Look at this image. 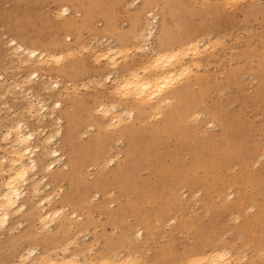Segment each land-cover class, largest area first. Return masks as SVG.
Masks as SVG:
<instances>
[{"label":"rangeland","instance_id":"374dc122","mask_svg":"<svg viewBox=\"0 0 264 264\" xmlns=\"http://www.w3.org/2000/svg\"><path fill=\"white\" fill-rule=\"evenodd\" d=\"M148 22L157 51L196 41L207 50L203 58L186 59L191 73L145 105L123 91L124 99L118 96L105 76L145 66L151 54L135 47ZM12 40L58 59L41 67L20 63L25 57ZM117 46L133 49L116 55L117 69L96 57ZM69 51L74 55L61 60ZM186 84L184 97L165 104L167 93ZM113 103L123 114L118 125L113 114L97 112ZM0 111L1 135L17 123L35 132L39 164L25 186L26 208L0 229V264H17L32 249L85 263L139 256L124 264H190L203 256L196 264H211L207 253L224 251L229 259L218 264H264V0H0ZM1 135L0 164L9 151ZM53 149L62 155L58 162ZM50 162L54 168L47 170ZM6 177L0 174V182ZM39 181L41 196L34 194ZM46 195L53 198L48 210L65 212L47 221L49 230L41 228L36 207Z\"/></svg>","mask_w":264,"mask_h":264},{"label":"bare ground","instance_id":"6f19581e","mask_svg":"<svg viewBox=\"0 0 264 264\" xmlns=\"http://www.w3.org/2000/svg\"><path fill=\"white\" fill-rule=\"evenodd\" d=\"M228 1H230V0H228ZM231 1H233V0H231ZM242 1V0H241ZM235 2V1H234ZM237 2V1H236ZM236 2H235V4H236ZM229 3V2H228ZM238 3V2H237ZM131 4V3H130ZM227 4V3H226ZM234 4V5H235ZM127 8V7H126ZM62 9V8H61ZM63 10V14H65V15H67L68 14V12H69V9L68 8H64V9H62ZM59 13V12H58ZM63 14H61V15H63ZM153 18V17H152ZM152 20H154V19H152ZM154 27L155 26H151L150 24H149V22H148V25H147V28L146 29H144L142 32H141V34H140V36H138L139 38H140V40L143 42V44H139V45H141V46H139L138 48H136L135 47V50L136 51H139V52H141V53H145L146 55L147 54H151L150 55V57L148 58V61H146L147 63L145 64V66L144 65H141V66H143V68L141 67V70H129V71H127V69H123V71L122 72H120V71H116L115 70V73H110V74H108L107 76H105V81H110L111 83H113L114 82V84H112L113 86L115 85V87H114V89H115V92L118 94V96H120V95H122L120 92H122L123 91V94H125L124 96H125V99H126V97L129 99L130 97L132 98L133 97V99H136V100H138L139 102H140V104H147L148 102H153V100H155V99H157V98H159V96L161 95V94H163L168 88H172V85L173 84H175L174 82L175 81H177L178 79H182L183 77H186V76H188L189 75V73H191L190 71L192 70V68H191V66L189 65V63H187L186 62V59H188L189 60V58L190 59H195V58H197L198 59V57H200L201 56V54H202V51H204V53H205V50H207V49H205L206 47H207V45L205 46L204 45V47H203V49L202 48H200V44L196 41V42H190V43H188L186 46L184 45V47L182 46V48H179L178 50H173V51H171V52H166V51H163V52H160V51H157L155 48H154V46L152 45V42H151V40L153 39V36H154V33H155V30H154ZM221 35V34H220ZM165 36V35H164ZM96 38V37H95ZM108 40V39H107ZM201 40V39H200ZM199 40V41H200ZM219 41V40H218ZM217 41V39H216V42H218ZM10 42V41H9ZM141 42V43H142ZM209 42V41H208ZM215 41L213 40L212 41V44H211V42H209L211 45H214L213 43H214ZM12 43H13V47L12 48H14V50L21 56L22 55V57L24 56L25 57V59H23V62H20V63H24V62H31V63H35L34 65H37L38 66V64L40 65V67H41V65H43L44 64V62H47L48 61V63H49V60L51 61V59H53V58H56V57H58V55L55 57V56H51V55H48L47 53H45V52H43V51H40V50H38V49H30V48H26V47H24V45H21V44H19V43H17L15 40H12V42H11V45H12ZM209 43H208V45H209ZM221 43V42H220ZM98 44V43H97ZM222 44V43H221ZM120 46V45H119ZM203 46V45H202ZM217 46V45H216ZM221 46V45H220ZM83 47V46H82ZM107 47V46H106ZM181 47V46H180ZM210 48H212V46H209ZM208 47V49H210ZM215 46H213V48H214ZM85 48V47H84ZM92 48V47H91ZM132 48H133V46H132ZM212 48V49H213ZM88 49H90V46H89V48ZM127 49V48H126ZM125 49V47L124 48H122L121 50H120V48H118V46L117 47H108L107 48V51L105 52V53H101V52H98L99 54L101 53V55H96V57L98 56L99 57V59L98 58H96V59H98V60H100V58H102L103 60H106L107 62L109 61L110 62V64H112V67L113 68H115V69H117V62L121 59H118V57L116 58V55H120V54H123V52H122V50L124 51V52H130L131 50H133V49H131V48H129L128 47V50H126ZM130 49V50H129ZM202 49V50H201ZM215 49H216V47H215ZM87 50V49H86ZM85 50V51H86ZM91 50V49H90ZM101 50V49H100ZM134 50V52H136ZM211 50V49H210ZM81 51H83V50H81ZM105 51V50H104ZM72 51H69V52H67V53H64L65 54V56L63 55V53H62V55L60 54L59 56H62V58L60 57V59L62 60V59H64L63 57H66V56H68V55H66V54H68L69 53V55H72L75 51H73L72 53H71ZM78 52V51H77ZM94 52H96V51H94ZM136 53H138V52H136ZM135 53V54H136ZM51 54V53H50ZM75 54H78V53H75ZM96 54V53H95ZM127 54H131V53H127ZM19 55H17L16 57H18ZM74 55V54H73ZM79 55H80V53H79ZM124 55V54H123ZM122 55V56H123ZM137 55V54H136ZM128 56H130V55H128ZM149 56V55H148ZM119 57H121V56H119ZM125 57H126V55H125ZM140 57V56H139ZM20 58V57H19ZM116 58V60H114ZM123 59H125L124 57H122ZM128 58V57H127ZM130 58V57H129ZM144 58V57H143ZM200 58H203V57H200ZM57 59L58 58H56V61H57ZM59 59V61H61ZM94 59V58H93ZM118 59V60H117ZM54 60V59H53ZM122 60V59H121ZM126 60V59H125ZM147 60V59H146ZM102 61V60H101ZM142 61V60H141ZM195 60H193L191 63H193ZM97 62H99V61H97ZM120 62V61H119ZM196 62V64H194L193 63V67H194V65H196L195 66V69L197 68V65H199L200 63H197V61H195ZM42 63V64H41ZM53 63V62H52ZM145 62H143V64H144ZM45 64H47V63H45ZM48 65V64H47ZM20 66V65H19ZM34 67V66H33ZM138 69V68H137ZM139 69H140V66H139ZM191 69V70H190ZM196 73V72H195ZM185 74H188V75H185ZM106 75V74H105ZM30 76H32L33 77V75H30ZM34 76H35V73H34ZM32 77H29V78H32ZM28 78V79H29ZM36 78V77H35ZM34 78V79H35ZM178 78V79H177ZM94 79V78H93ZM92 79V80H93ZM177 79V80H176ZM24 80V79H23ZM102 80V79H101ZM183 80V79H182ZM194 80H197V78H195ZM4 81H5V79H4ZM3 81V82H4ZM95 81V80H94ZM94 81L92 82V84L94 83ZM113 81V82H112ZM180 81V80H179ZM186 81V80H185ZM198 81V80H197ZM202 81V80H201ZM26 82H28L27 80H26ZM54 82V81H53ZM56 82V81H55ZM54 82V83H55ZM86 82V81H85ZM88 82V81H87ZM199 82V81H198ZM13 83H15V82H13ZM84 83V82H83ZM97 83H99L98 81H97ZM96 83V84H97ZM101 83V82H100ZM183 83H184V81H183ZM193 83H195V81L193 82ZM18 84V83H17ZM16 84V85H17ZM21 84H22V82H21ZM49 84H50V82H49ZM68 84H70V83H68ZM89 85V83H86V85ZM91 84V83H90ZM189 84H191V83H189ZM189 84H186L184 87H179V86H176V85H174V86H176L175 88H177V89H175V90H172V92H169V93H167L168 94V96H166L163 100H165L166 101V103L165 104H169V105H171L170 104V101L172 102V100H171V98L172 97H177V96H182L183 94H184V92L186 91V89L189 87ZM15 85V86H16ZM51 85V84H50ZM57 85V84H56ZM60 85V84H59ZM62 85V84H61ZM71 85V84H70ZM80 85H82V84H80ZM95 85V84H94ZM94 85H92V86H94ZM182 85H184V84H182ZM11 86H12V84H11ZM15 86H14V89H15ZM19 86H21V85H19ZM19 86H17L16 88H19ZM69 86V85H68ZM74 86V85H73ZM85 86V85H84ZM22 87V86H21ZM46 87V86H45ZM52 87H53V85H52ZM66 87V86H65ZM75 87V86H74ZM77 87V86H76ZM75 87V88H76ZM80 87V86H79ZM87 87V86H86ZM10 88V87H9ZM9 88H7V89H9ZM48 88V87H47ZM54 88V87H53ZM72 88V87H71ZM67 89V88H66ZM113 89V90H114ZM19 90V89H18ZM20 90H21V88H20ZM28 90V89H27ZM190 90V89H189ZM17 91V90H16ZM67 91H69V90H67ZM168 91H170V90H168ZM191 91V90H190ZM8 92V91H7ZM9 92H11V91H9ZM114 91H113V94L115 93ZM126 92V93H125ZM167 92V91H166ZM65 93H66V91H65ZM115 93V94H116ZM31 94V93H30ZM64 94V93H63ZM68 94V93H67ZM112 94V95H113ZM117 94L114 96V97H116L117 96ZM127 94V95H126ZM4 95V94H3ZM58 95V94H57ZM59 95H61V94H59ZM192 95V94H191ZM31 96V95H30ZM29 96V97H30ZM123 96V95H122ZM122 96H120V97H122ZM124 96H123V99H124ZM60 97V96H59ZM183 97H184V95H183ZM30 98H33L32 96L30 97ZM119 98V97H118ZM190 98V97H189ZM37 99H39V98H37ZM127 99V100H128ZM173 99H175V98H173ZM187 100V99H186ZM192 100V99H191ZM40 101V100H39ZM42 101V100H41ZM156 101V100H155ZM192 101H194V100H192ZM198 101V100H197ZM200 101V100H199ZM199 101H198V103H199ZM29 102V101H28ZM137 102V101H136ZM187 102H189L188 100H187ZM41 103V102H40ZM39 103V104H40ZM43 103V102H42ZM164 103V102H163ZM201 103V102H200ZM29 104H31V105H28V106H31L32 108H33V104H32V102L30 103L29 102ZM35 104H37V103H35ZM39 104H37L36 106H38ZM57 104H59V103H56V105ZM151 104V103H150ZM197 103H195V105H196ZM62 105V104H61ZM110 105V104H109ZM119 105V104H118ZM117 105V103L116 104H114L113 103V105L111 104L110 106H106V105H101L100 106V112L99 111H97L99 114H101V115H104L103 117H107V116H109L108 114H113L112 116H113V118L111 119V121L112 120H114V122L113 123H115V125L117 124H120L121 122H122V116H123V114H122V112L121 113H119L120 111H119V109H120V107ZM194 105V104H193ZM198 105V104H197ZM200 105V104H199ZM203 105V104H202ZM41 107L40 108H42L41 110L42 111H46L45 109V105L44 104H41L40 105ZM142 106H144V105H142ZM148 107L150 106V105H147ZM157 106H159V105H157ZM167 106V105H166ZM165 106V107H166ZM179 106V105H178ZM204 106V105H203ZM35 107V106H34ZM119 107V108H118ZM147 107V108H148ZM151 107V106H150ZM150 107L148 108V109H150ZM162 107V106H161ZM167 107H169V106H167ZM182 107V106H181ZM144 108H146V106H144ZM158 108V107H157ZM156 108V109H157ZM163 108H164V105H163ZM162 108V109H163ZM185 107H183V109H184ZM187 108V115H189L190 114V110H191V108H194V107H192L191 106V108L190 109H188L189 107H186ZM29 109V108H28ZM35 110H36V108H34ZM161 109V108H160ZM159 109V110H160ZM182 109V108H181ZM29 110H31V109H29ZM98 110V109H97ZM140 110H141V108H140ZM155 110V109H154ZM201 110V109H200ZM199 111V110H198ZM1 112V111H0ZM37 111H35V113H36ZM125 112H126V110H125ZM142 112H143V109H142ZM148 112V111H147ZM192 112V111H191ZM195 112V111H194ZM28 113V112H27ZM30 113V112H29ZM41 113V112H40ZM124 113V112H123ZM126 113H128V112H126ZM37 114V113H36ZM42 114H43V118L44 117H46L47 115L45 114V112H42ZM42 114H41V116H42ZM122 114V115H121ZM129 114H131V112L129 111ZM128 114V115H129ZM135 114V113H134ZM180 114H182V113H180ZM192 114V113H191ZM190 114V115H191ZM30 115H33L32 113H30ZM38 115H39V113H38ZM38 115H37V117H38ZM142 115H143V113H142ZM141 115V116H142ZM35 116V115H34ZM33 116V117H34ZM52 116V115H51ZM125 116V115H124ZM174 116H176V115H174ZM196 116V115H195ZM102 117V118H103ZM129 117H131V118H133L134 116H129ZM143 117V116H142ZM169 117V116H168ZM167 117V118H168ZM39 118H40V116H39ZM124 118V117H123ZM139 118V117H138ZM177 119V118H176ZM184 119V118H183ZM124 120H126L125 118H124ZM138 120V119H137ZM142 120V119H141ZM192 120V119H191ZM191 120H189V121H191ZM38 121V120H37ZM59 122H60V119L58 120ZM103 121V120H102ZM111 121H109V125L111 124H113V123H111ZM171 121V120H170ZM193 121V120H192ZM126 123V122H125ZM130 124H132L133 125V123H130ZM171 124V123H170ZM108 125V126H109ZM114 125V124H113ZM168 125V124H167ZM214 125V124H213ZM107 126V127H108ZM181 126V125H180ZM26 126H25V124H22V123H17L15 126H13V128L10 130V129H8V132H5L4 134H0L1 136H3L6 140H7V142H8V144H7V147H8V145H9V151H8V154H9V156H10V158H7V155L6 154H4V155H6L3 159H1L2 160V162H1V164H0V169H2V170H0L3 174L5 173V175H7V177L4 179V181H2L4 184H2V185H0V186H4V189H2L3 191L0 193V229H2V228H4L7 224H9V222H10V220H11V218H12V216H13V214L15 215V213H18V212H21V211H23L25 208H26V204L25 203H23L22 202V200H23V198H24V196H25V191H26V188H25V186L27 185V186H29L30 184H29V181H30V179H32V173L33 172H36V171H38V169H39V164H38V160L36 159V154H35V152H36V148H33L32 146H31V142H32V139L36 136L34 133L35 132H32V131H28L27 133L24 131L26 128H25ZM110 127V126H109ZM118 127V126H117ZM182 127V126H181ZM93 128V127H92ZM112 128V127H111ZM121 128V127H120ZM102 129H104V128H102ZM101 129V130H102ZM122 129V128H121ZM120 129V130H121ZM205 129V128H204ZM45 130V129H44ZM60 129H58V132H57V134H60V131H59ZM100 130V129H99ZM57 131V130H56ZM103 131V130H102ZM107 131H108V129H107ZM109 131H110V129H109ZM114 131V130H113ZM115 132V131H114ZM121 132V131H120ZM42 133H43V131H42ZM98 133V132H97ZM96 133V134H97ZM109 133H112L111 131L109 132ZM117 133V132H116ZM115 133V134H116ZM123 133V132H122ZM37 134V133H36ZM113 134V133H112ZM45 135V134H44ZM53 135V134H52ZM55 135V134H54ZM121 135V134H120ZM46 136V135H45ZM57 136V135H56ZM125 136V135H124ZM49 137V136H48ZM36 138V137H35ZM54 139L55 138V136H50V139ZM1 139H3L2 137H1ZM2 141H4V140H2ZM44 141V140H43ZM5 142V141H4ZM44 142H49V141H47V139H46V141H44ZM57 142V141H56ZM1 147V146H0ZM6 147V146H5ZM38 148V147H37ZM47 148V147H46ZM3 149V148H2ZM6 149L7 148H4L3 150H5L6 151ZM50 150V149H49ZM48 150V151H49ZM52 152H51V155H52V157L53 158H55L54 159V161H56V162H58V161H60V159L62 158V155L60 154H58V151L57 150H55V149H53V150H51ZM42 153H44V152H42ZM49 153V152H48ZM225 153H226V151H225ZM50 154V153H49ZM48 154V155H49ZM226 155V154H225ZM44 156V155H43ZM42 156V157H43ZM119 156V155H118ZM263 156V155H262ZM46 157V156H45ZM260 157V156H259ZM117 158V157H116ZM129 158V157H128ZM115 159V158H114ZM96 160V159H95ZM111 161H113V160H111ZM109 162V161H108ZM259 162V161H258ZM257 162V163H258ZM51 164H49L48 165V168H47V170H51L52 168H54V162H50ZM5 164H8L7 166H9V170L7 171L6 170V166H5ZM203 164V163H202ZM209 164V163H208ZM67 165V164H66ZM46 166V165H45ZM64 167V166H63ZM66 167V166H65ZM68 168V167H67ZM6 171H7V173H6ZM9 172V173H8ZM70 172H72V170L70 171ZM2 173H0L1 175H2ZM74 175V174H73ZM60 179H62L63 177H65V175L64 174H58L57 175ZM70 176V175H69ZM197 176V175H196ZM4 177V176H3ZM210 179V178H209ZM44 180H45V182L47 181L46 179H45V177H44ZM2 182H0V184L2 183ZM43 182V181H42ZM42 182H35V185H34V189H35V193L34 194H36V195H38V196H41L42 194H43V189L39 186L40 184H42ZM44 183V182H43ZM33 185V184H32ZM31 185V186H32ZM30 186V187H31ZM2 188V187H1ZM1 190V189H0ZM56 193H58V192H56ZM35 195V196H36ZM232 196V195H231ZM230 196V197H231ZM94 198V197H93ZM229 198V197H228ZM52 200H53V198L50 196V195H46L45 197H42L41 198V202H39V204L37 203V206L36 207H38V206H40L41 208H39L38 207V209L39 210H41L42 211V213H41V216H40V220H41V222H42V225L43 226H41V228L43 229V230H49L51 227H50V225H48V223L49 222H51V221H54V219L57 217V218H59V216L63 213H65L64 211H62V209H58V210H55V209H53V210H48L47 208L48 207H52V205H53V202H52ZM24 201V200H23ZM63 202H65L66 200H62ZM77 202H78V200H77ZM76 202V203H77ZM78 205H79V203H77ZM76 204V205H77ZM35 206V205H34ZM35 207V208H36ZM64 208V207H63ZM64 210V209H63ZM39 213V214H40ZM74 214H75V212H74ZM66 215V214H65ZM64 215V216H65ZM74 216V215H73ZM62 217V216H61ZM234 217V216H233ZM56 218V219H57ZM72 218H74V217H72ZM80 218V217H79ZM234 220V219H233ZM235 220H237V219H235ZM47 221H48V223H47ZM12 222V221H11ZM70 222H72V219L70 220ZM173 222V221H172ZM23 224V223H22ZM66 224V223H65ZM20 226H21V224H19ZM62 226H65V225H62ZM14 227V226H13ZM12 227V228H13ZM78 227V226H77ZM11 228V229H12ZM63 228V227H62ZM10 229V230H11ZM14 229V228H13ZM74 229V228H73ZM66 231V230H65ZM77 231V230H76ZM75 231V232H76ZM141 232V231H140ZM138 234V233H137ZM80 235V234H79ZM78 235V236H79ZM140 235V233L138 234V236ZM61 236V235H60ZM77 236V237H78ZM137 236V235H136ZM137 236V237H138ZM61 238V237H60ZM139 238V237H138ZM67 239H68V237H67ZM74 239L75 238H73V240L72 241H74ZM50 240H54V237H51L50 238ZM71 241V242H72ZM77 241V240H76ZM67 243V242H66ZM66 243H65V247H67L66 246ZM69 243H70V241H69ZM71 244V243H70ZM68 245V244H67ZM73 245H75V244H73ZM77 245V244H76ZM86 246V245H85ZM37 247V246H36ZM36 247H34L35 249H36ZM64 247V248H65ZM68 247H69V245H68ZM67 247V248H68ZM71 247V246H70ZM76 247V246H75ZM63 248V247H62ZM61 248V249H62ZM62 249L64 252L65 251H68V249ZM29 249V248H28ZM27 249V250H28ZM38 249V248H37ZM56 249V248H55ZM59 250H60V248H59ZM134 250V249H133ZM29 251V250H28ZM53 251L54 250H52V252H50V254L52 253V254H54L53 253ZM57 251V250H56ZM63 251H60V252H63ZM217 251V250H216ZM221 251V250H220ZM24 252V251H23ZM25 252H27V251H25ZM38 252V251H37ZM260 252V251H259ZM211 253V252H210ZM208 254L207 253V257H205L206 259H208L209 257H208V255L209 256H211V254ZM236 253V252H235ZM234 253V254H235ZM21 254H23V253H21ZM120 254H122V253H120ZM233 254V255H234ZM244 254V253H243ZM48 255H49V253H48ZM44 256V255H36V251L34 250V249H32V250H30L29 251V253L25 256V255H23V256H20V255H18V256H20V259H19V262L17 263V264H124V263H126L128 260H131L132 258H133V256H132V258H125V259H127V261H123L124 259H119L121 262H118L117 263V261H114V262H111V260L109 261V259L107 260L106 258H104V259H106V260H100V261H98L97 263H85V262H83V260H81L78 256H76V255H65L64 257H62V258H56V259H54L53 257H51L50 255L49 256ZM55 255V254H54ZM79 255V254H78ZM81 255V254H80ZM119 255V254H118ZM205 255V254H204ZM232 255V256H233ZM238 256H240L239 254H237ZM246 255V254H245ZM245 255H244V257H245ZM58 256H60V255H58ZM61 256H62V254H61ZM136 256V255H135ZM230 256V253L229 252H227V253H224V251H223V253H221V252H215L213 255H212V257H210L209 259L210 260H206V259H204V261H209L211 264H218V262H219V260H226L228 257ZM237 256V257H238ZM56 257H57V255H56ZM112 257V256H111ZM126 257V256H125ZM139 257V256H138ZM137 257V258H138ZM227 257V258H226ZM83 258H85V257H83ZM137 258H133V260H135V259H137ZM196 258H198V257H195V258H193V259H195L194 260V264H196V263H200V262H203V261H201L204 257L202 256V257H200L199 256V260H200V262H198L199 260L198 259H196ZM118 259V258H117ZM141 259V258H140ZM192 259V260H193ZM229 259V258H228ZM232 259V258H231ZM253 259V258H252ZM85 260V259H84ZM112 260H113V258H112ZM139 260V259H138ZM198 260V261H197ZM233 260H234V258H233ZM238 260V259H237ZM236 260V261H237ZM241 260V259H240ZM239 260V261H240ZM190 261V260H189ZM196 261V262H195ZM232 261V260H231ZM116 262V263H115ZM129 262V261H128ZM131 262V261H130ZM134 262V261H133ZM137 262V261H136ZM135 262V263H136ZM192 262V261H191ZM190 262V264H193V263H191ZM227 262L229 263V260H227ZM227 262H224V264H227ZM233 262V261H232ZM187 263V262H186ZM185 263V264H186ZM204 263V262H203ZM234 263V262H233ZM128 264H130V263H128ZM183 264V263H182ZM202 264V263H201ZM220 264H221V262H220ZM223 264V263H222ZM230 264V263H229ZM237 264V263H236Z\"/></svg>","mask_w":264,"mask_h":264}]
</instances>
